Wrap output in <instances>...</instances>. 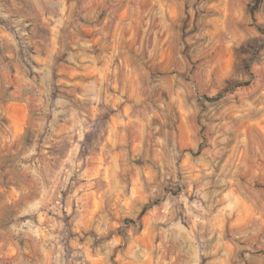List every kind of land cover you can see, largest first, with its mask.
Masks as SVG:
<instances>
[{"label": "clouds", "instance_id": "9594fccd", "mask_svg": "<svg viewBox=\"0 0 264 264\" xmlns=\"http://www.w3.org/2000/svg\"><path fill=\"white\" fill-rule=\"evenodd\" d=\"M255 3L0 0V113L22 99L35 137L0 183V264H264Z\"/></svg>", "mask_w": 264, "mask_h": 264}, {"label": "rangeland", "instance_id": "374dc122", "mask_svg": "<svg viewBox=\"0 0 264 264\" xmlns=\"http://www.w3.org/2000/svg\"><path fill=\"white\" fill-rule=\"evenodd\" d=\"M87 3V0H76L77 8H81L84 4ZM262 7L261 0H256V3L253 4L249 9L248 12L252 16L253 20L257 14L258 9ZM126 11V10H125ZM123 14V13H122ZM192 25L195 26L196 17L192 16L189 17ZM88 31L86 33L87 37H91L93 25L86 26ZM261 33V37H264V29H257ZM260 38H253L249 43L250 49L253 50V55H258V52L255 50L254 46L258 42ZM229 58L225 57V63H229ZM64 65H67V61H63ZM13 76H15V72L13 71ZM56 73H53V78H55ZM60 79L62 81H67L69 87L75 86L78 87L80 83H84L86 81L79 80L78 71L72 69L71 71H61L60 72ZM3 104L5 111L0 113V127L6 128L11 126L12 134H0V173H2V179H0V183H3L5 187L9 185L10 180L9 177L12 174V170L16 166V160L19 158L21 154L18 149L22 151L24 145H31L34 142L35 137L33 135L32 129L29 126V121L32 119V108L26 104L22 99H11L6 98L3 99ZM125 111H129L128 107H125ZM107 114H105V119H107ZM113 121L117 125V131H119L120 123L115 121L114 114H113ZM256 122L251 121L248 124L244 125L245 128H255ZM45 138V133L40 134L39 142L42 144ZM53 149H55V145H53ZM49 151H52L50 149ZM54 155H59V152H53ZM117 164H119V160H117ZM111 172L110 164L106 163L104 156L101 154L98 157V160L95 164V172H94V179L99 178L100 175L105 173ZM94 188V186H93ZM167 191V190H166ZM135 194V190H134ZM14 195V193H13ZM172 195H177V192H173ZM98 203V202H97Z\"/></svg>", "mask_w": 264, "mask_h": 264}, {"label": "trees", "instance_id": "16d2710c", "mask_svg": "<svg viewBox=\"0 0 264 264\" xmlns=\"http://www.w3.org/2000/svg\"><path fill=\"white\" fill-rule=\"evenodd\" d=\"M55 78H56V76H55ZM55 78H54V79H55Z\"/></svg>", "mask_w": 264, "mask_h": 264}]
</instances>
